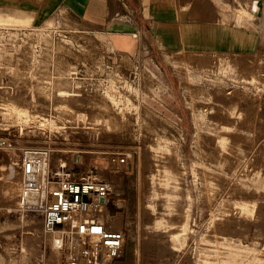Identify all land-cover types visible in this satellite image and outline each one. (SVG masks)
Wrapping results in <instances>:
<instances>
[{"label":"rangeland","instance_id":"374dc122","mask_svg":"<svg viewBox=\"0 0 264 264\" xmlns=\"http://www.w3.org/2000/svg\"><path fill=\"white\" fill-rule=\"evenodd\" d=\"M97 1L117 25L84 28L73 0H0L3 15H32L0 24V264H65L39 218L16 210L18 157L30 146L114 182L110 209L126 239L110 264H264V10L167 2L186 16L173 20V49L127 0ZM237 9L252 14L247 28L233 26ZM193 24L213 33L214 50L190 48ZM164 30L175 43L178 32ZM119 154L125 163L112 161Z\"/></svg>","mask_w":264,"mask_h":264},{"label":"built area","instance_id":"2783aa9c","mask_svg":"<svg viewBox=\"0 0 264 264\" xmlns=\"http://www.w3.org/2000/svg\"><path fill=\"white\" fill-rule=\"evenodd\" d=\"M51 153L48 147L21 149L16 210L39 218L43 237L65 264H102L107 255L110 264L126 239L125 229L115 228L116 214L110 209L114 182L93 165L76 172L64 156L51 163ZM127 156L119 154L112 161L122 164Z\"/></svg>","mask_w":264,"mask_h":264},{"label":"crops","instance_id":"0c3cea01","mask_svg":"<svg viewBox=\"0 0 264 264\" xmlns=\"http://www.w3.org/2000/svg\"><path fill=\"white\" fill-rule=\"evenodd\" d=\"M119 0H116L117 3ZM138 0H127V3L129 6H127V10H130L131 12H134L135 15L132 16V18H139L141 21L146 20L147 21V28L148 33L156 39L157 43L162 45H167V48H181V45L179 42H182L180 38V34L182 30H180L179 27L175 26L176 24L173 22L174 19H177L178 17H186L181 13L182 11H177L173 6L167 5V2H170L172 0H148L147 4H144V0L141 2V4L137 3ZM191 2H194V0H190ZM253 2L255 5L263 11L264 10V0H237L238 3H245V2ZM63 2V1H62ZM131 2V5H130ZM198 2V0H196ZM205 2L209 3V0H205ZM71 6H68L70 10H73L77 16L81 17L82 19V26L87 29L91 28H98L99 30L108 29L109 26L117 25L115 21H105V18L108 16V12L114 11L111 9V7L107 8V6H103L101 2L97 0H73L71 2ZM133 3H137L139 8H136ZM130 6L132 9H130ZM178 12V13H177ZM197 7L195 8V13H197ZM193 12L191 11V14ZM196 15V14H195ZM206 18L210 17L209 10H206ZM213 16V15H212ZM211 16V17H212ZM130 18V17H129ZM143 18V19H142ZM115 20V19H113ZM107 22V23H106ZM177 23V22H176ZM143 24V23H142ZM175 24V25H174ZM131 26L132 28H141L140 25L136 24L134 21L131 24H127ZM144 26V24L142 25ZM192 26L195 27V31L191 33V38L189 39V46L191 49L196 50H214V38L212 32H205V36L203 32L200 30H197V24H193ZM236 28H242L241 26L233 25ZM145 27V26H144ZM170 28L175 29L178 32V35L176 36L173 34V44H167V38L166 32L164 28ZM176 27V28H175ZM139 32V29H138ZM204 36V37H203ZM179 37V39H178ZM195 37V38H192ZM220 39V38H219ZM218 39V41H219ZM225 47L231 50H245V45L239 42L229 41L226 40ZM217 42V41H216ZM179 43V44H178ZM180 45V46H179Z\"/></svg>","mask_w":264,"mask_h":264},{"label":"bare ground","instance_id":"6f19581e","mask_svg":"<svg viewBox=\"0 0 264 264\" xmlns=\"http://www.w3.org/2000/svg\"><path fill=\"white\" fill-rule=\"evenodd\" d=\"M241 10L242 9H237V12L234 15V20H235L234 25L241 26V27L243 26V27H246L247 28L248 25H250V23H251L252 14L249 13L248 11H241ZM1 11L2 10H0V24H5V25H28V24L31 23V20H32V15L31 14L22 15V16H20V15H14V14L3 15V14H1ZM263 27H264V25H263ZM181 39H182V37H181ZM59 94L60 95H63V96L64 95L67 96V95H70L71 93L67 92L66 90H59ZM13 114L16 116V118H18L19 114L17 112H14ZM86 122L87 121H85V123ZM44 123H50L51 125H56V122L54 124V123H52V121H48L47 119H44V122H42L40 124L43 125ZM14 174H15V169H14L13 165L11 164L8 167V170L6 172V175H7V177L12 178L14 176ZM118 204L120 205V203H118ZM120 216H121V214H120ZM120 216L118 218H120ZM119 222H120V219H119ZM115 228H120V227L117 226ZM107 256L108 257H106L105 260H103L102 264H109V261H110V258L111 257L109 255H107ZM0 261H2V260H0ZM22 261L23 260H21V258H19L16 263L22 264ZM25 263L23 262V264H25Z\"/></svg>","mask_w":264,"mask_h":264}]
</instances>
